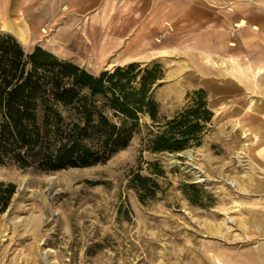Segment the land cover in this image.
Wrapping results in <instances>:
<instances>
[{
  "label": "rangeland",
  "instance_id": "obj_1",
  "mask_svg": "<svg viewBox=\"0 0 264 264\" xmlns=\"http://www.w3.org/2000/svg\"><path fill=\"white\" fill-rule=\"evenodd\" d=\"M234 12L264 25V0H0V31L25 50L40 45L93 73L157 62L160 116L199 88L213 111L200 143L179 152L148 149L157 129L143 115L104 162H0V180L15 184L0 212V264H264V75L236 41ZM134 172L157 182L152 196L140 199Z\"/></svg>",
  "mask_w": 264,
  "mask_h": 264
},
{
  "label": "trees",
  "instance_id": "obj_2",
  "mask_svg": "<svg viewBox=\"0 0 264 264\" xmlns=\"http://www.w3.org/2000/svg\"><path fill=\"white\" fill-rule=\"evenodd\" d=\"M163 75L160 63L135 61L93 73L35 45L25 50L0 31V162L44 171L104 162L130 141L147 115L157 131L151 151L179 152L201 141L213 111L202 88L173 116L159 115L151 95ZM130 182L153 195L157 182L134 172ZM15 191L0 180V212Z\"/></svg>",
  "mask_w": 264,
  "mask_h": 264
},
{
  "label": "crops",
  "instance_id": "obj_3",
  "mask_svg": "<svg viewBox=\"0 0 264 264\" xmlns=\"http://www.w3.org/2000/svg\"><path fill=\"white\" fill-rule=\"evenodd\" d=\"M230 16L234 25L238 24L236 25L238 27L236 41L242 42L244 46L247 44V46L244 47V55L249 58V63L255 65L256 67L258 66L259 72H261L262 68H264V43H262L264 42V29L262 28L264 25L260 22H255L256 20L254 19L249 20L244 14L238 15L234 12V14L231 13L229 15V18ZM210 32L213 33L214 31L210 30ZM228 44L232 45L234 42L230 41ZM232 60V58L228 59L230 63H232ZM222 61H224V59H222ZM255 75L258 78L259 76L264 75V72H255Z\"/></svg>",
  "mask_w": 264,
  "mask_h": 264
},
{
  "label": "bare ground",
  "instance_id": "obj_4",
  "mask_svg": "<svg viewBox=\"0 0 264 264\" xmlns=\"http://www.w3.org/2000/svg\"><path fill=\"white\" fill-rule=\"evenodd\" d=\"M5 4H7V2L5 1L4 3H3V6H6ZM13 7V6H12ZM15 8H18L17 6L15 7ZM6 9V8H5ZM19 9H20V7H19ZM2 10V9H1ZM5 11V10H4ZM242 21V20H241ZM20 23H21V21H20ZM16 24H19V23H16ZM241 24V23H240ZM236 25H238V24H236ZM18 26V25H17ZM18 28H19V30H17L15 33H16V35L18 36V38L19 39H24L25 38V36H24V32H23V30L18 26ZM42 31H44V29H41ZM111 65V64H110ZM222 66H223V64H221ZM220 66V65H219ZM108 67H111V66H108ZM262 72H264V68H262V70H261V73ZM253 98V97H252ZM253 106V105H252ZM259 108V107H258ZM252 133V132H251ZM258 135V134H257ZM52 176V175H51ZM26 178V177H25ZM24 177L21 179V184H20V186L21 185H23L24 183H25V179ZM49 180V179H48ZM26 184V183H25Z\"/></svg>",
  "mask_w": 264,
  "mask_h": 264
},
{
  "label": "water",
  "instance_id": "obj_5",
  "mask_svg": "<svg viewBox=\"0 0 264 264\" xmlns=\"http://www.w3.org/2000/svg\"><path fill=\"white\" fill-rule=\"evenodd\" d=\"M9 208H10L9 206L6 208V212L9 210Z\"/></svg>",
  "mask_w": 264,
  "mask_h": 264
}]
</instances>
